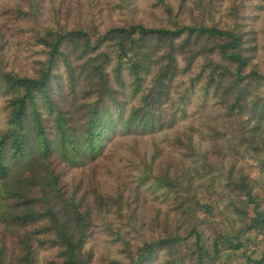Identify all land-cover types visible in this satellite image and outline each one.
<instances>
[{
    "label": "trees",
    "instance_id": "1",
    "mask_svg": "<svg viewBox=\"0 0 264 264\" xmlns=\"http://www.w3.org/2000/svg\"><path fill=\"white\" fill-rule=\"evenodd\" d=\"M252 233L264 0H0V264H235Z\"/></svg>",
    "mask_w": 264,
    "mask_h": 264
},
{
    "label": "rangeland",
    "instance_id": "2",
    "mask_svg": "<svg viewBox=\"0 0 264 264\" xmlns=\"http://www.w3.org/2000/svg\"><path fill=\"white\" fill-rule=\"evenodd\" d=\"M240 163L245 164V161H241ZM254 173L257 174V169H254ZM204 214H206V212H202V215ZM241 242L244 247L239 252L238 258L235 260V264H246L244 258L245 255L252 256L255 259H260L261 256L259 249H264V235H257L254 233L248 234L242 238Z\"/></svg>",
    "mask_w": 264,
    "mask_h": 264
}]
</instances>
